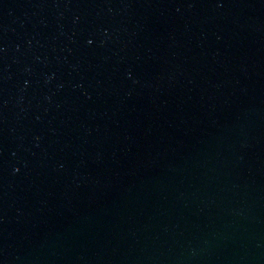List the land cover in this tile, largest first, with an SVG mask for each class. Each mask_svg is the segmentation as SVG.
<instances>
[{
  "label": "water",
  "instance_id": "95a60500",
  "mask_svg": "<svg viewBox=\"0 0 264 264\" xmlns=\"http://www.w3.org/2000/svg\"><path fill=\"white\" fill-rule=\"evenodd\" d=\"M0 264H264V0H0Z\"/></svg>",
  "mask_w": 264,
  "mask_h": 264
}]
</instances>
